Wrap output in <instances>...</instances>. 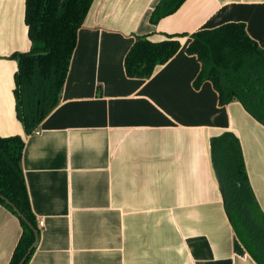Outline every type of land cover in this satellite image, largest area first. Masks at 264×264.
<instances>
[{
    "label": "crops",
    "instance_id": "0c3cea01",
    "mask_svg": "<svg viewBox=\"0 0 264 264\" xmlns=\"http://www.w3.org/2000/svg\"><path fill=\"white\" fill-rule=\"evenodd\" d=\"M159 0H93L56 107L30 134L16 117L15 52L30 48L25 0H0V136L24 141L21 166L39 235L27 264H256L225 213L209 139L233 132L264 213V125L237 100L219 105L189 34L244 22L264 48V0H185L156 24ZM184 34L150 77L130 78L138 36ZM21 233L0 204V264Z\"/></svg>",
    "mask_w": 264,
    "mask_h": 264
},
{
    "label": "trees",
    "instance_id": "16d2710c",
    "mask_svg": "<svg viewBox=\"0 0 264 264\" xmlns=\"http://www.w3.org/2000/svg\"><path fill=\"white\" fill-rule=\"evenodd\" d=\"M185 0H159L149 15L156 24L174 13ZM93 0H25L24 21L30 48L15 52L14 74L16 117L26 134L32 133L56 107L68 72L81 27ZM184 34H169L159 41L138 36L124 57L127 77L145 79L158 65L166 63L180 48ZM185 51L195 55L200 69L194 88L210 81L218 104L239 101L244 109L264 125V48L246 31L244 22L229 21L214 28L189 34ZM210 159L233 231L256 264H264V213L250 185L240 142L231 131L209 139ZM21 136H0V204L15 214L21 233L8 264H18L35 241L38 232L31 211L21 159ZM16 207L20 218L13 208ZM29 223V224H28ZM35 247L22 264H27Z\"/></svg>",
    "mask_w": 264,
    "mask_h": 264
},
{
    "label": "water",
    "instance_id": "95a60500",
    "mask_svg": "<svg viewBox=\"0 0 264 264\" xmlns=\"http://www.w3.org/2000/svg\"><path fill=\"white\" fill-rule=\"evenodd\" d=\"M12 208L13 210L15 211V213L20 217L22 218L23 220H25V218L22 216V214L20 213V211L14 207V205L12 203H10L9 201H6ZM29 224V223H28ZM29 226L33 229V232L35 234V241L34 243L32 244V246L26 251V253L24 254V256L21 258V260L19 261L18 264H22L23 261L25 260V258L29 255L30 251L36 246L37 242H38V232L36 231V229H34L32 227V225L29 224Z\"/></svg>",
    "mask_w": 264,
    "mask_h": 264
},
{
    "label": "built area",
    "instance_id": "2783aa9c",
    "mask_svg": "<svg viewBox=\"0 0 264 264\" xmlns=\"http://www.w3.org/2000/svg\"><path fill=\"white\" fill-rule=\"evenodd\" d=\"M37 226H38V227H41V226H42V221H38V222H37Z\"/></svg>",
    "mask_w": 264,
    "mask_h": 264
}]
</instances>
